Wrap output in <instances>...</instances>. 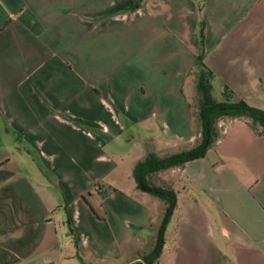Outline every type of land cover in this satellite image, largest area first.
<instances>
[{"label": "crops", "instance_id": "obj_1", "mask_svg": "<svg viewBox=\"0 0 264 264\" xmlns=\"http://www.w3.org/2000/svg\"><path fill=\"white\" fill-rule=\"evenodd\" d=\"M131 2L0 0V264L152 249L164 203L132 170L199 142L183 85L200 32L211 95L218 81L264 109V0ZM216 126L203 156L149 177L175 191L154 264H264V133Z\"/></svg>", "mask_w": 264, "mask_h": 264}, {"label": "trees", "instance_id": "obj_2", "mask_svg": "<svg viewBox=\"0 0 264 264\" xmlns=\"http://www.w3.org/2000/svg\"><path fill=\"white\" fill-rule=\"evenodd\" d=\"M138 3L139 0H132L131 5L137 6ZM199 41L200 47L196 54L197 69L194 76L197 103L194 116L200 127V139L195 146L187 150L178 151L161 158L148 154L134 165L132 176L136 187L162 200L164 209L152 249L147 254L141 255L140 261H133L127 264H154L160 251L164 227L175 205V191L168 186L151 183L149 177L152 174L162 169L180 166L188 160L203 156L206 149L218 135L216 123L219 119L245 118L247 120L248 118L250 121L248 123L251 124L250 126L254 131L259 134L264 133V109L251 106L244 100L236 98L233 92L225 85L221 91L222 100L217 101L212 97L211 79L213 73L201 62L203 54L201 32L199 33Z\"/></svg>", "mask_w": 264, "mask_h": 264}, {"label": "rangeland", "instance_id": "obj_3", "mask_svg": "<svg viewBox=\"0 0 264 264\" xmlns=\"http://www.w3.org/2000/svg\"><path fill=\"white\" fill-rule=\"evenodd\" d=\"M223 86L221 85L220 82L218 81H214L212 83V95L214 97L215 100L220 101L223 99V96L221 94ZM264 88V86H263ZM264 91V90H263ZM183 92L184 95L186 96V98L188 99L189 104H191V107L196 109V93L194 90V86H190L189 84L187 85V82L183 85ZM257 100H255L259 105L264 107V93L263 95H258L256 96ZM245 119V118H244ZM248 122L249 119L247 118ZM251 125V124H250ZM175 174L173 175L171 173V171L167 170V171H162L161 174L159 175L160 177H164L165 179H169L170 177H174L176 178V176L178 175V172H174ZM175 187V186H174Z\"/></svg>", "mask_w": 264, "mask_h": 264}]
</instances>
